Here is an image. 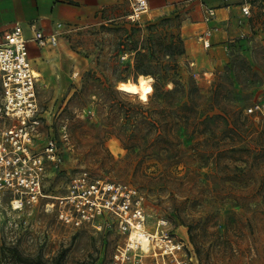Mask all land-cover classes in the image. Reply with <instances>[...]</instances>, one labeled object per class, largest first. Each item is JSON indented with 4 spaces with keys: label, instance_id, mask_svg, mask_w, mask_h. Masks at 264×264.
Returning a JSON list of instances; mask_svg holds the SVG:
<instances>
[{
    "label": "rangeland",
    "instance_id": "1",
    "mask_svg": "<svg viewBox=\"0 0 264 264\" xmlns=\"http://www.w3.org/2000/svg\"><path fill=\"white\" fill-rule=\"evenodd\" d=\"M249 4L250 27L242 35L240 26L231 28L222 64L210 66L204 60L200 67L191 66L182 54L163 56L176 62V78L182 83L193 82L203 96L223 85L225 97L206 128L194 136L181 131L177 160L127 154L117 135L146 131L129 119L146 114L142 106L149 103L155 80L145 102L116 85L134 77L135 48L159 55L168 44L177 45L185 18L179 9L177 18L153 12L136 23L122 17L79 28L63 35L55 48L36 49L40 122L34 148L42 151L53 137L60 160L46 162L42 184L48 196L38 204L12 210L9 196L0 195V264L110 262L124 239L116 218L107 215L99 230L88 224L74 227L59 219L58 200L50 197L66 195L83 171L94 179L135 186L144 196L146 229L152 232L157 222H164V233L194 255L190 264H264V116L248 110L264 103V0ZM117 9L127 13L128 0H121ZM207 50L202 54L216 55ZM148 59L139 57V62L146 65ZM89 70L96 78L84 82ZM195 70L199 77L193 76ZM209 71L208 81L203 74ZM74 91L78 95L71 97ZM101 127L111 134L103 138ZM51 201H56L53 208L46 205ZM139 259L163 263L160 256L158 261L148 255L133 260Z\"/></svg>",
    "mask_w": 264,
    "mask_h": 264
},
{
    "label": "built area",
    "instance_id": "2",
    "mask_svg": "<svg viewBox=\"0 0 264 264\" xmlns=\"http://www.w3.org/2000/svg\"><path fill=\"white\" fill-rule=\"evenodd\" d=\"M128 3V22L150 19L148 0H128ZM240 10L236 21L239 26L251 16V6L243 4ZM215 17V8L205 7L202 21L209 25L197 35V41L204 49L211 46V37L220 28L213 23ZM76 29V25L57 23L53 31L46 33L30 25L27 34L25 28L16 22L0 41V195L9 196L12 210L32 207L48 196L42 184L45 164H55L60 160L53 137L46 139L42 151L37 152L34 148L40 114L36 90L38 79L32 64L31 48H55L63 35ZM126 57L127 53L122 56ZM190 65L193 66L194 62H190ZM212 73L209 71L203 75L209 81ZM192 74L195 78L200 76L198 71ZM248 110L264 116V103L261 107L258 104L250 106ZM50 197L58 200L59 219L74 227L88 224L99 230L105 225L107 215L116 218L124 239L122 244L117 245L108 264H143L142 260L133 259L146 255L156 260L160 256L162 264H167L165 257L171 264L193 262L194 255L190 250L189 254L184 251V243L174 241L164 233L161 227L164 222H157L152 232L146 229L148 217L143 207L144 196L131 183L94 179L83 171L72 181L66 195ZM55 202L46 205L53 208ZM15 206L18 208L14 209ZM139 231L150 236L146 250L142 249L136 238ZM153 232H158L160 243L149 234ZM157 248L161 250L157 251Z\"/></svg>",
    "mask_w": 264,
    "mask_h": 264
},
{
    "label": "crops",
    "instance_id": "3",
    "mask_svg": "<svg viewBox=\"0 0 264 264\" xmlns=\"http://www.w3.org/2000/svg\"><path fill=\"white\" fill-rule=\"evenodd\" d=\"M120 1L0 0V41L3 39L4 33L16 22L20 23L25 28L26 33L29 34L30 25L49 33L55 29L57 23L76 25L79 29L122 17L126 18L129 9L127 13L119 12L117 8ZM250 1L252 0H148L149 18L153 12L176 14L179 9L185 16L180 27V36L184 42L182 58L194 62V65L197 64L199 67L204 60L212 66L225 62L219 61L223 59L221 53L224 51V46L234 26H237L236 21L241 14V6L249 4ZM205 7L215 8L216 17L213 23L220 27L211 37V46L207 48L208 50L212 49L213 53L216 54L215 56H211L210 52L203 55L202 51L207 49H204L197 41V35L209 25L202 21ZM251 16L244 19V24L238 28L241 35L246 28L250 27ZM228 26L230 29H227ZM218 51H220L219 58L217 56ZM34 53H36V49L31 48L32 64L36 72L33 60Z\"/></svg>",
    "mask_w": 264,
    "mask_h": 264
},
{
    "label": "trees",
    "instance_id": "4",
    "mask_svg": "<svg viewBox=\"0 0 264 264\" xmlns=\"http://www.w3.org/2000/svg\"><path fill=\"white\" fill-rule=\"evenodd\" d=\"M175 17L177 18V15ZM167 20H171V18ZM175 39L177 45L168 44V51L164 47L159 55H152V52H144L142 49H134L136 59L133 64L134 77L132 80L136 79V75L150 74L154 78L155 84L149 103L142 106L145 108V112L147 111L146 114L141 119H129L133 125L145 126L146 131L116 134L122 146L127 150V154H147L159 161L164 158L177 160L181 152L179 147L181 131H187L190 136L196 135L202 128H206L214 117L219 115L212 112L217 108H223L220 105L225 99L222 94L223 90L221 92L223 85H215L209 95L203 96L193 82L185 84L176 78L178 74L176 62L174 60L166 61L163 57L184 53L182 38L177 35ZM139 57H149L150 63L143 65L139 62ZM84 75V82L96 78L94 71L91 70L86 71ZM166 83H171V87L166 88ZM77 95L78 92L74 91L71 97ZM101 125L106 126L104 123ZM101 128L103 138H106L107 134H111L106 128Z\"/></svg>",
    "mask_w": 264,
    "mask_h": 264
},
{
    "label": "bare ground",
    "instance_id": "5",
    "mask_svg": "<svg viewBox=\"0 0 264 264\" xmlns=\"http://www.w3.org/2000/svg\"><path fill=\"white\" fill-rule=\"evenodd\" d=\"M35 76L39 80L40 73L38 71L35 72ZM153 78L149 75H139L135 80L127 79L121 80L117 83L116 89L124 94L131 95L137 97L142 102L148 100V96L151 93V83ZM15 204V203H14ZM18 206H15L14 209H17ZM151 237L156 238L158 243H160V236L158 232L149 233ZM149 237L141 231L136 233V238L140 242L142 249L146 250L149 246Z\"/></svg>",
    "mask_w": 264,
    "mask_h": 264
}]
</instances>
